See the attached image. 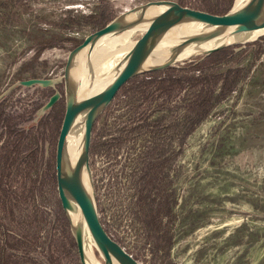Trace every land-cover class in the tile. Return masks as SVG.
Returning <instances> with one entry per match:
<instances>
[{
  "label": "rangeland",
  "instance_id": "obj_1",
  "mask_svg": "<svg viewBox=\"0 0 264 264\" xmlns=\"http://www.w3.org/2000/svg\"><path fill=\"white\" fill-rule=\"evenodd\" d=\"M149 1L0 0V264H80L55 183L63 97L38 116L63 87L17 86V72L60 77L87 35ZM170 1L212 14L234 4ZM262 38L229 47L223 62L214 53L135 77L95 122L89 165L99 218L139 264H264ZM197 65L202 73H184ZM227 68L241 69L239 82L221 99L216 84L212 109L193 123L186 106L207 87L200 74Z\"/></svg>",
  "mask_w": 264,
  "mask_h": 264
},
{
  "label": "water",
  "instance_id": "obj_2",
  "mask_svg": "<svg viewBox=\"0 0 264 264\" xmlns=\"http://www.w3.org/2000/svg\"><path fill=\"white\" fill-rule=\"evenodd\" d=\"M189 25L198 28L197 36L205 40L179 43L180 34ZM262 30L264 0H241L223 14H212L170 0L149 1L120 13L87 35L68 52L60 77L16 82L15 85L25 88H53L62 84L63 93L55 91L40 107L38 116L63 97L64 113L54 155L55 183L80 264H139L104 229L89 165L94 124L118 91L135 77L253 40L231 43L233 35L257 33L256 37L262 38ZM126 31H129L126 41H133L126 59L112 67L90 69L88 62L93 49L105 38ZM2 98L3 95L0 100Z\"/></svg>",
  "mask_w": 264,
  "mask_h": 264
},
{
  "label": "trees",
  "instance_id": "obj_3",
  "mask_svg": "<svg viewBox=\"0 0 264 264\" xmlns=\"http://www.w3.org/2000/svg\"><path fill=\"white\" fill-rule=\"evenodd\" d=\"M262 40H264V38H262ZM56 43L57 42L55 40H52V41L47 40V41H44L42 44L44 46H56ZM229 49H231V48H229ZM229 49L227 48V49H224V50L217 52L221 55L223 54L220 58V62H223L226 60V58H228V55L226 56V54H225V56H224V53H226ZM174 68L175 67H170L166 70H163L162 72L163 73H169L171 71H174ZM192 71L202 73L200 65H197L194 67L189 66V70L185 71L184 73L187 75V73L192 72ZM155 73H157V72H155ZM240 74H241L240 68H233V69L227 68L223 72H221L220 74H217V75L200 74L198 80L201 83L206 84L207 87L205 89L200 90L197 95H194L193 98L189 101V104L186 106L188 112L194 113L193 114L194 118L192 119L193 123H198L199 121H201L204 118V116H206L210 112V110L212 109L214 102H215L214 94H213L214 93L213 87L216 84H220V91L218 92L217 99H219V98L221 99L226 94H228L234 90L235 86L239 82ZM150 75H152V74H150ZM31 77H36V76H31ZM167 77H168V79L172 78L171 75L167 76ZM23 79H27V78L23 77L21 71L19 70L17 72V80H23Z\"/></svg>",
  "mask_w": 264,
  "mask_h": 264
},
{
  "label": "bare ground",
  "instance_id": "obj_4",
  "mask_svg": "<svg viewBox=\"0 0 264 264\" xmlns=\"http://www.w3.org/2000/svg\"><path fill=\"white\" fill-rule=\"evenodd\" d=\"M241 0H234L238 3ZM198 28L194 25H189L179 37V43H192L204 41V37L197 36ZM264 32V30L260 31ZM257 33H241L233 35L231 43L246 42L254 39ZM129 31H126L118 36H109L100 42L91 52L89 57V67L93 71L103 68L112 67L123 62L126 59L127 53L133 45V41L127 42L126 39Z\"/></svg>",
  "mask_w": 264,
  "mask_h": 264
}]
</instances>
